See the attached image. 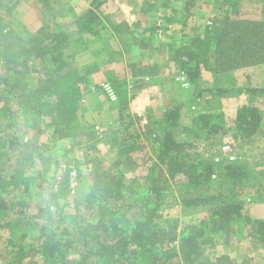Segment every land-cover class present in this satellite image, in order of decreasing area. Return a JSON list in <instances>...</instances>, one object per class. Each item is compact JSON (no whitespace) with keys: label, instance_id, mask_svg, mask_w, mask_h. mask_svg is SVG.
<instances>
[{"label":"trees","instance_id":"obj_1","mask_svg":"<svg viewBox=\"0 0 264 264\" xmlns=\"http://www.w3.org/2000/svg\"><path fill=\"white\" fill-rule=\"evenodd\" d=\"M189 1L193 3V0ZM43 3L52 8L47 0ZM100 4L101 0H93L92 6L85 10L78 33L100 37L101 18L97 10ZM2 8L5 12H10V8L6 10L5 3L0 2V87L5 89L3 95L14 97L6 109L7 113L12 118L19 117L25 127L37 133L44 132V123L51 121L56 140L83 136L95 138L98 134L95 127L84 120L81 112V83L86 82L87 74L72 69L64 53L72 34L59 29L49 32L41 27L26 37L6 22ZM163 24L167 25L161 22ZM213 29L207 35H194L180 44L176 43L169 50L170 59L178 65L190 84L197 85L203 69L221 74L264 63V18L226 16ZM33 59L46 63V71L44 77L37 78L34 88L28 90L24 71ZM12 73L18 76L12 77ZM243 90L213 88L208 92L222 95ZM245 91L252 95L253 100L237 109L231 123L238 137L250 140L262 125L263 117L254 96L264 93V87H251ZM181 109L182 104L177 103L165 110L159 122L161 131L153 137V142L157 144V160L143 179L127 184L121 175L96 165L86 175V192L80 204L87 213L82 219L85 224L79 229L88 249L83 255L84 260L95 258L106 264H173V260L178 258L182 264H253L252 258L236 262L227 253L216 255L212 260L206 257V250L218 240H224L228 245L234 243L237 233L233 221L238 218H244L250 224V236L264 244V219H251L245 205L247 198L255 202L261 200L262 195L255 187L245 192L246 183L251 178V169L246 164L230 161L217 167L214 162L187 157V143L178 140L175 135L182 117ZM193 122L194 128L188 127L187 130L205 138L227 130V120L222 112L199 113ZM9 148L32 152L38 149L33 144L4 137L0 144V171L4 169L3 160L7 158L6 150ZM18 167H12V172L6 175L5 185H11L14 193L20 192L23 196L21 201L28 206L31 200L29 185L40 177L28 176L26 169ZM163 170L172 177L181 176L184 183L194 188L209 186L217 174L236 190L184 198L182 204L187 207L208 203L215 206L210 214L186 224L179 233L175 222L167 221V225H163L165 186L158 175ZM69 179L67 176L56 187L50 185L49 195L53 202L66 199L71 194ZM46 180L42 178L41 183ZM7 207V201L1 197L0 211ZM40 211L43 212V209ZM3 226H12V223ZM61 241V236L53 233L38 252L45 259H51L60 252ZM38 242L36 237L31 246L5 241L7 264H22L36 251Z\"/></svg>","mask_w":264,"mask_h":264},{"label":"rangeland","instance_id":"obj_2","mask_svg":"<svg viewBox=\"0 0 264 264\" xmlns=\"http://www.w3.org/2000/svg\"><path fill=\"white\" fill-rule=\"evenodd\" d=\"M2 1L5 3L6 10L10 8V12H5V8L1 9V12L5 15L6 22L26 37H29V34L36 33L41 27H44L49 32L59 29L72 34L64 53L68 57L72 69H78L81 74L91 73L88 71L91 70L90 67H93L94 64L90 63L88 66L80 65L81 62L85 64L80 59V55L84 52L88 42V36L84 38V34H80L77 31L81 24V16L85 12L83 8L85 6L87 8L84 0L81 3L78 2L79 4H76V6L74 2L77 0H47L52 7L51 9L44 5L43 0H0V2ZM192 2L190 4V1H188L189 23L186 26L188 31L183 36V41L194 35L203 36L209 34L226 16L243 18L264 17L261 0H231L229 2L225 0H193ZM104 3L106 5L102 6ZM97 10L99 14H102L100 17L101 24L99 25L100 33L106 32L109 27H112L115 32L120 33L119 40L122 41L124 37L121 33L125 32L127 34L128 29L123 31L122 27H119L117 20L109 21L104 19L108 14L113 16L114 13L119 12L114 0H101L100 7H97ZM158 24V22L155 23L156 26ZM159 25L158 28L160 29L167 26L164 24L163 26ZM149 26L145 25V28L151 29V26ZM163 32L165 33V31ZM90 38L95 40L94 38L97 37L93 35ZM131 40L133 41V38ZM183 41L175 42L180 44ZM114 53L113 51H108L107 58L111 57V59H114V57H117ZM100 54V51L96 53L98 57H100ZM101 56L103 57L104 54L102 53ZM45 64L36 59L29 62L28 69L24 71L25 81L28 83L26 89L34 88L37 78L45 76ZM174 68L173 66L171 70H174ZM133 70L136 71V68ZM206 71V74L201 77L200 83L196 85L198 87L195 86V90L190 86V82L188 85L186 83L178 84L182 76L179 70V80L177 79L178 82L175 80V86L172 87V90L177 94L170 92L169 95L165 96L167 103L169 99H173L176 103L182 104V117L179 126L175 130V135L178 140L187 143L188 146L185 153L191 160H208L214 162L217 167L230 161L242 162L251 169V178L246 183L245 192L255 187L262 195L259 201L253 202L250 198L246 200L245 205L248 209V215L251 219H254L251 216V208L264 206L263 153L254 151V143L251 140L241 139L237 136L235 130L232 129L233 124L231 122L235 118V108L237 106L235 98H241L238 97L239 92H228L222 95L208 92L209 89L213 88L244 89L242 91L244 92L250 87L248 85L232 84L231 80L225 78V76L221 75L219 77L210 70ZM168 72L169 76H171L172 72L170 70ZM11 76L16 78L18 74L12 73ZM172 77L175 79V74ZM105 82L112 83L110 80H100L97 88L109 100L102 87ZM84 86L81 85L82 88ZM134 87L142 86L135 85ZM87 88L88 86L82 90L83 95ZM4 90L1 86L0 138L2 140L4 137L15 138L24 144H33L38 149L33 152L31 150L18 151L11 148L6 150L7 158L3 160L4 169L0 171V198L4 197L8 207L6 210L0 211V264H7L8 261L7 251L4 247L5 241L12 240L16 243L31 246L34 244L35 237L39 239L38 247L22 264H106L105 261L102 262V260L95 258L83 259V255L86 254L88 249L84 245L83 236H81L79 229L84 226L85 223L82 222V219L87 213L80 204L83 194L86 192V175L96 165L113 174L121 175L127 184H130L135 179H143L157 160L155 150L157 144L153 142V137L161 131L160 124L156 120L158 117L152 114L145 119L146 111H139V115L138 111L131 114L126 113L127 111L123 112L124 109H122V118H118L119 120L115 124L111 123L112 127L108 129L110 131L97 129L96 124H91L98 133L95 138L86 136L73 137L61 139L62 141L60 140L57 143L54 138V126L51 121L44 123V132L37 133L36 130L25 127L19 117L12 118L6 109L9 104H12L14 97L9 98L6 97V94L3 95ZM250 96L252 95L250 94ZM251 100H253L252 97ZM158 110L160 115L162 110L160 108ZM202 112H222L225 120H227V130L211 138L201 137L194 131L187 130L188 127L190 129L194 128L193 120ZM84 120H86L85 117ZM2 140H0V144ZM99 143L101 145L110 144V146L99 147ZM227 144L233 146L236 156L234 160H230L222 152L221 148ZM14 166H19L18 169L20 170L26 169V175L28 176L40 177L39 180L31 182L29 185L31 200L28 202V206L27 204L25 205L26 202L21 201L23 196H21L20 192L14 193L12 192V187H10L11 185H5L6 175L12 172L11 170ZM72 175L75 176L78 182L76 192L68 195L66 199L58 200L56 203L53 202L49 195L50 185L52 184L53 187H56V184L67 176L71 177ZM158 175L162 177L161 181L165 186L163 191L164 207L162 209L163 225H167V221L175 222L179 233L186 224L197 222L210 214L211 208L215 206L214 203H208L196 207H187L182 204L184 198L214 194L224 190L229 192L230 189L236 190L235 186L229 184L228 181L226 182L228 184H226L224 178L217 174L213 177L209 186L198 188L188 186L184 183V179L181 176L172 177L165 170L158 172ZM42 178L47 179L46 182L41 183ZM47 182L49 183L47 184ZM40 183L43 188L41 187L39 190ZM258 196H260L259 193ZM238 200L240 199L238 198ZM40 209H43V212ZM8 222H11L12 226H3ZM233 225L237 233L234 243L228 245L224 240H218L212 248L206 250V257L212 260L216 255L227 253L236 262L252 258L253 264H264V244L250 236V224L244 218H238V220L233 221ZM53 233L57 234L58 237L61 236V250L51 259H45L38 250ZM63 241L65 242L63 243ZM173 264H182V262L176 258L173 260Z\"/></svg>","mask_w":264,"mask_h":264},{"label":"crops","instance_id":"obj_3","mask_svg":"<svg viewBox=\"0 0 264 264\" xmlns=\"http://www.w3.org/2000/svg\"><path fill=\"white\" fill-rule=\"evenodd\" d=\"M81 1L83 0L74 2L75 6ZM84 1L87 4V8L86 6L83 8L85 11L91 7L93 0ZM188 1L114 0L119 12L114 13L115 16L108 14L104 19L109 21L117 20L119 27H122L123 31L128 29L127 34L125 32L121 33L124 39L120 41V33L115 32L112 27H109L108 31L100 33V37L94 38L95 40L90 38L93 37L92 34L84 33V38L88 36V42L84 52L80 55V59L85 64L81 62L80 65L88 66L92 63L94 66L90 67L91 70L88 72L91 73H87L86 82L82 83V86L85 85L82 90L87 86L88 88L81 100V112L90 124H96L97 129L110 131L108 129L112 127L111 123L115 124L122 118V109H124L123 112L127 111L126 113L131 114L136 111H138V114L139 111H146L145 119L153 114L158 117L156 120L160 122L165 110L177 104L173 99H169L167 103V98L165 97L170 92L176 93L172 90V87L175 86V80L178 82L180 75L178 65L170 59L169 50L176 45L177 42L175 41H183V36L187 34L188 29L186 26L189 23ZM261 2L264 13V0H261ZM104 5L106 4H102V6ZM248 18L262 19L264 17L253 16ZM156 22L159 24L161 22L166 23L167 26L160 29L158 28L159 24L155 25ZM145 25H150L151 29H146ZM131 38H133V41ZM99 51L104 54L103 57L101 54L100 57L96 55ZM108 51L115 52L114 54L117 57H114V59H111V57L107 58ZM173 66L176 69L171 70ZM134 68H136V71L133 70ZM149 70L151 71L149 72ZM169 70L173 76L175 74V79L172 75L169 76ZM206 72V69H203L202 76ZM217 75L219 77L221 75L225 76V78L231 80L232 84L248 85L250 88L264 87V63ZM181 77L183 79L180 78V83L178 82V84L188 81H186L184 75ZM100 80L112 81L110 83L113 84L117 92V101L113 102L110 100V102L100 93V89L97 88ZM200 81L201 79L197 85ZM135 85H141L142 87L135 88ZM190 86L195 90L198 87L192 84ZM238 97L241 98H235V101H237L235 113L239 107L248 104L252 96L244 91L239 93ZM254 97L255 103L259 105L263 119L261 128L250 140L255 145L253 150L262 152L264 156V93ZM172 102L173 104H171ZM169 104L171 105L168 106ZM159 108L162 110L160 115L158 113ZM105 125L106 127H104ZM58 142L60 140H57ZM99 144V147L110 146V144ZM251 216L254 219H264V206L251 208Z\"/></svg>","mask_w":264,"mask_h":264},{"label":"built area","instance_id":"obj_4","mask_svg":"<svg viewBox=\"0 0 264 264\" xmlns=\"http://www.w3.org/2000/svg\"><path fill=\"white\" fill-rule=\"evenodd\" d=\"M183 79V77H181ZM186 85H188L187 82H185ZM103 90L105 91L106 95L108 96L109 100L115 102L118 100V95L117 92L110 82H105L102 84ZM222 152H224L230 160H234L236 158L234 151H233V146L231 144L223 145L221 148ZM70 183V188H71V194H74L76 192V187L78 185V182L75 178L74 175H72L69 179Z\"/></svg>","mask_w":264,"mask_h":264}]
</instances>
